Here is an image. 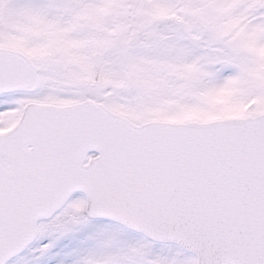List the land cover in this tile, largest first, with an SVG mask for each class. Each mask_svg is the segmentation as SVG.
I'll use <instances>...</instances> for the list:
<instances>
[{
  "label": "snow or ice",
  "instance_id": "snow-or-ice-1",
  "mask_svg": "<svg viewBox=\"0 0 264 264\" xmlns=\"http://www.w3.org/2000/svg\"><path fill=\"white\" fill-rule=\"evenodd\" d=\"M0 264H264V0H0Z\"/></svg>",
  "mask_w": 264,
  "mask_h": 264
}]
</instances>
